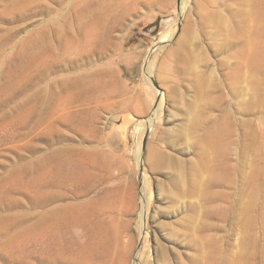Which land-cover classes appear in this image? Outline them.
Instances as JSON below:
<instances>
[{
	"label": "rangeland",
	"instance_id": "374dc122",
	"mask_svg": "<svg viewBox=\"0 0 264 264\" xmlns=\"http://www.w3.org/2000/svg\"><path fill=\"white\" fill-rule=\"evenodd\" d=\"M104 1L91 46L101 1L0 0V264L101 198L134 203L116 264H264V0Z\"/></svg>",
	"mask_w": 264,
	"mask_h": 264
},
{
	"label": "bare ground",
	"instance_id": "6f19581e",
	"mask_svg": "<svg viewBox=\"0 0 264 264\" xmlns=\"http://www.w3.org/2000/svg\"><path fill=\"white\" fill-rule=\"evenodd\" d=\"M99 1L100 4L95 1L88 5L89 18L85 30L91 46L97 45L99 43L97 41L101 38L105 43L115 28L107 26L105 1ZM82 85L86 86L84 83ZM69 93L75 94L72 90ZM75 175L72 169L66 168L62 171L61 180L69 191V197L74 193L71 189L78 184ZM41 187L43 191L44 181ZM44 196L47 198L46 192ZM109 202L101 198L97 203H39V214L35 225L26 228L27 235H31L32 229L35 230L34 241L24 237L21 242L23 248L34 246V251L22 255L20 264H116L118 257H114L111 251L112 243L115 246L118 240V233L110 226L123 213L131 214L134 203ZM145 211V204L139 203V222L144 218ZM6 243H9V239ZM7 263L14 264L13 260Z\"/></svg>",
	"mask_w": 264,
	"mask_h": 264
}]
</instances>
